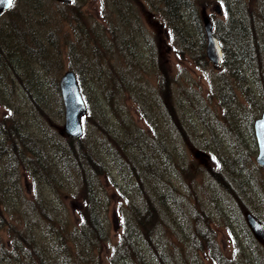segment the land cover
I'll return each instance as SVG.
<instances>
[{"label": "bare ground", "instance_id": "obj_1", "mask_svg": "<svg viewBox=\"0 0 264 264\" xmlns=\"http://www.w3.org/2000/svg\"><path fill=\"white\" fill-rule=\"evenodd\" d=\"M47 1L52 3L50 0H23V3L15 6L14 2L9 8L0 13V52L3 55L7 48L4 43L9 46L8 43L11 40L15 41V39H12V35L20 36V34L25 33V37L21 36L18 41L12 43V47L16 50V53L14 51L13 68L11 69L7 65L5 68H1L0 64V98H3L9 104L11 114L4 131L1 129L3 127L0 128L1 203L9 208L19 205L28 213L33 228L37 227L36 221L41 219L42 213L36 211L35 205L24 203L21 199L16 173L20 170L19 164L23 158L20 161H18L20 157L15 159L16 152L19 154L27 149L34 152V155H32L34 157L27 160V165L37 177L36 204L41 206L42 212L46 217H49L48 219H53L54 213L59 209L57 200L59 184L68 186L72 191L77 190L81 185V180L77 176H79L78 172L80 171L84 173V167L80 166V171L73 168L66 158V155L72 157L69 154L71 150L85 160L90 168L92 165L93 168L103 170L108 167L107 162L112 161L123 168L124 171L130 172L133 177H136V164L134 165L133 162L134 159L139 161L142 154H154L157 150L178 151L177 156L183 162L185 154L182 144L186 142L188 136L193 135L194 139L201 141L199 144L206 146V143H208L219 150L218 165L220 168L209 175L211 177L209 180L211 183L210 189L217 197V202L227 210L225 214L232 216V212L236 214L242 208L264 207V195L257 192H253L247 197L241 193L245 199L240 203L235 202V198L238 199L239 193L244 190L238 188L248 186L247 180L249 179L243 170L244 156L235 149L234 145H237V143L224 138L223 134L227 130L223 128L222 124H225V127H230L226 125V122L229 121L227 116L219 119L221 125H217L208 117L202 118L204 124L209 128L211 136L201 137L193 134L195 133V122L190 118L189 106L191 107L196 101V93L191 91L193 99L188 95L187 98L184 97L186 101L182 99V102H177L173 99V101H167V103H160L157 108L147 104V95L145 94L142 104L146 115L149 116L150 121H153L151 126L152 131L155 133V138H153L130 124L119 103L118 92L116 93V91L110 89L107 93L101 85L102 81L105 80V76L98 59L105 54L107 55L113 49V45L119 46L118 41L131 58L138 57L145 66L150 68L159 65L155 44L138 35L136 28L133 27L136 18L133 10L129 7L130 0H105V4H103V9L105 5V11L108 12V23L110 24L107 33L114 35L113 41L104 42L97 36V38L95 36L92 38L93 35L80 28L77 39L83 44L82 48L77 45L76 40L68 39L65 42V45H73L74 61L78 62L79 67L82 66L81 72L87 88L85 93L93 122L92 129L89 126L87 133L84 135L85 142L75 139L74 142L68 144L69 149L65 154L64 148L59 145L58 137L45 134V130H47L46 119L51 118L52 114L62 113L63 105L59 84L57 85L56 76L53 73L55 68L53 67L54 59L52 56L53 46L60 44L55 34L57 35V27L61 25L62 19L56 17L48 9L42 8L40 3H43V7H45ZM222 1L228 6V13L231 17L240 18L244 16L245 18L242 29L247 37L244 38L242 44H239L231 35L230 24L226 23L225 20L216 26L224 44L222 47L219 41L222 69L218 74L219 83H217L216 88L225 101L226 107L228 106V111L236 116L238 123L235 125L242 129L254 118H258L262 110L259 115V107L254 109V112L249 110L244 113L238 106H234L232 94L235 91L233 85L235 80L232 79V73L237 74L235 81L237 88L245 89L244 91H247V94L254 100L259 97V101L262 98L264 93L260 90V86L250 87L249 82L251 78L255 77L260 84L263 82L264 87V15L260 14V9H252L247 0ZM192 2L191 4L190 0H161L160 11L164 18H167L168 15L170 19H173L175 13L182 16L181 25L183 26L179 25L174 29L178 48L180 51L193 53V57L199 63L205 65L207 62L205 60L207 58L206 38H204L198 19V10L200 17L202 16V10L200 11L201 7L198 0H192ZM24 3L30 5L22 10ZM57 3L63 4L62 2ZM258 3L264 5V0H259ZM70 4H72L71 9L69 8L70 11L74 12L75 15H79V10L85 4V0H71ZM96 32L98 35L100 32L106 36V33L101 29L96 28ZM88 43H90L89 46ZM130 77V73L126 71L117 73L116 81L120 90L127 87V85L137 86V78L134 81L132 80L134 78L131 79ZM169 82L171 81H164L161 88L163 94H167ZM104 94L106 95L104 96ZM163 98L167 99L166 96H163ZM230 117L233 119L231 114ZM12 128L18 129L17 131L23 130L29 141L24 137L16 136V133L12 136L5 131ZM4 132L8 136L4 135ZM214 132L216 137L212 138ZM93 134L99 136H96L97 140L94 139ZM20 135L22 134L20 133ZM218 135L223 139L220 140ZM46 139L51 142L59 158H50V154L48 156L46 150L52 151V148ZM217 142L226 145H220ZM226 149H229L228 155L225 153ZM97 153L100 154L90 155ZM137 167L140 169V166ZM124 171L122 173L123 177L127 182L132 181L131 175H125ZM161 172L163 173V179H167L168 175L164 168H161ZM83 179L91 183V177ZM124 187L129 192L130 198L140 205H144L147 198H149L156 219L154 224H157L158 221L161 224H166L169 220L185 223L186 214L183 211L180 212L177 207V205L179 206L178 203H169L163 211L154 195L150 193L147 195L143 191L133 192L132 187L126 185ZM222 193L227 194L234 204L231 205L220 200L219 197ZM92 205L95 207V213L99 214L103 200L97 192L92 194ZM186 205L188 204L186 203ZM217 209L221 208L217 207ZM221 210L223 211V209ZM205 211L220 218L219 211L216 213L210 208ZM92 213L97 217L93 210ZM100 213H102V210ZM230 222L236 223L235 220ZM99 223L103 226L100 219ZM141 230L142 226L139 223L130 221L129 231L132 236H135L133 234ZM182 231L186 232L185 230ZM159 246L160 243L155 241L152 252L157 251L156 247L158 252H162ZM198 247L200 246L198 245ZM129 251L128 245L124 246L119 255H127L126 253ZM141 253L146 255L143 251ZM247 255H255V251H249Z\"/></svg>", "mask_w": 264, "mask_h": 264}, {"label": "trees", "instance_id": "obj_2", "mask_svg": "<svg viewBox=\"0 0 264 264\" xmlns=\"http://www.w3.org/2000/svg\"><path fill=\"white\" fill-rule=\"evenodd\" d=\"M50 1L53 2V0ZM190 2L191 4L193 3L192 0H190ZM28 5L30 4L27 3L26 5V3H24L22 10ZM60 5L69 7L70 9L72 6V4L70 5V3ZM129 7L133 10L136 18L134 24L136 26L137 34L146 38V32L143 28V25L141 24V22H139L140 17L136 10L134 0L129 1ZM81 16L82 13H80V15H76V19L73 18L72 20L76 23L78 22L79 18L81 19ZM66 17L68 18L67 15H65L64 18ZM198 19L205 38L199 10ZM165 20L173 32L174 29L177 28V26H183L181 25L182 16L179 13H175L173 19H170L167 15V18H165ZM223 20H225L226 23L230 24L231 35L239 44H242L244 42V38L247 37V35L243 33L242 29V24L245 23L244 16L240 18L231 17L228 13V6L225 4V18H212L213 33L220 41L222 47L224 44L216 26ZM78 23L80 25V28L87 30L84 23ZM87 32L92 35V33H90L89 31ZM93 34L102 39L104 42L108 41L106 40L109 35L107 32L106 36H104L100 32L98 35L95 29ZM21 36L25 37V33L20 34V36L12 35V39L18 41ZM14 37H16L17 40ZM15 41L11 40L8 43L9 46L7 45V43H4V46H6L7 48L4 51V55L0 52L1 68H5L6 65L11 69L13 68V62L15 61L13 57L14 51L16 53V50L14 47H12V43H14ZM118 43L119 46H115V49L119 54L120 52L123 53V55L127 58V64L126 66L122 67H112L108 66L105 63H100L102 72L105 76V82L102 81L101 85L104 87L107 93L110 89H112L113 91H116V93L118 92L119 96H123L126 94L124 91L126 90L131 99L137 102L138 111L143 116H146V112L142 102L143 97H145V94H147L148 91V96L151 97L150 103L148 102L149 100L147 98V104L149 105L154 106V103L163 104L164 102L167 103V101H173V98H171L169 95L170 91L167 90V94H163L164 92L161 90L164 81L171 80H168L166 78V76L168 77V74L166 71L165 73L163 72L164 70L159 62L158 64L161 68L157 67L160 68L159 70H157V73L160 76L158 77L157 84L151 88L142 80V77L147 70L150 69L154 71V69L147 66L141 67L139 63L140 59L138 57L131 58L130 56H128L121 43L119 41ZM52 50L54 61L57 63L61 62L59 45L56 44L55 46H53ZM112 51L113 49L111 50V52ZM74 54L75 53L73 45H67V55L70 58L71 63L74 62ZM193 59L197 64L201 65L195 57ZM98 62H100V60ZM81 68L82 66L80 65V67H75L74 70L76 72L82 94L87 100V95L85 93V90L83 89L84 80ZM121 71L130 73V78H134L132 79L134 81L137 78V86L127 85V87L120 90V88H118L116 76L117 73ZM232 76V79L236 81L237 74H235L234 72L232 73ZM249 86L253 88L260 86V90L264 93L263 82L260 84L255 77L251 78ZM239 89L241 90L242 94L247 97V100L249 102L252 98L247 94V91H244L245 89L242 88ZM105 95L106 94H104V96ZM233 95L234 92L232 96ZM163 96H166L167 99H164ZM258 99L259 97L257 99L255 98L256 101H258ZM152 101L153 104H151ZM260 101H262L263 108L264 94ZM250 104L253 105V103ZM8 105L9 104L3 98H0V106H3L5 110V114L0 117V128L3 127L1 128L3 131L4 127L8 125L9 119L11 117L10 108L8 107ZM87 107L88 112L85 116L88 117L90 116L88 102ZM61 111L63 112V108L61 109ZM46 122L47 130H45V134L51 137L52 135L57 136L59 139V145L64 148L66 154L67 150L69 149L68 144L74 142L75 139L62 136L59 133L58 129L56 130V124L54 120L50 121V118H48L46 119ZM84 126V130L86 131H84L83 135L87 133L89 127V122L87 120H84ZM248 128L255 142L251 121L248 123ZM234 129H236L237 133L239 132L237 127H235ZM17 130L18 129L16 128H12L5 131L9 132L12 136H14L16 133V136L24 137L28 140V138L26 137V133H24L23 130ZM20 133L22 135H20ZM4 135H6L5 132ZM84 137L85 136H81L76 139L85 142ZM12 140L14 141L13 138ZM51 141L53 142V140ZM47 143L52 148V151L46 150L48 156L50 154V158H59V155L51 145V142H48L47 140ZM255 150L256 148L253 149V151ZM178 153V151L168 152L157 150L154 152V154L140 155L141 159L139 161H135L134 157L132 156V158L134 159L133 163L134 165L136 164V172L134 171L136 177H133L127 170L124 171V174L127 176L131 175L132 181L129 182L133 192L143 191L147 195L148 193L154 195L155 198L159 201L161 210L164 211L165 206L169 203H178L179 206L177 205V207L180 212L183 211L186 214V225L185 223H177L170 220L166 224H160L164 231H166V229H169L172 234V238L168 236L169 238L166 239L167 236H165V232L160 230L158 228L159 226L154 224V221L156 219L152 209V202L149 200V198H147V201H145L144 205H140L134 202L130 198L129 192L124 189L126 192L125 199L129 204V211L131 213V216L126 217L122 234L120 235L118 243L115 245L112 255L108 257L107 264H195L201 261L200 254L205 252L210 255V258L213 259V261H215L217 264H226L228 262L227 258L218 250V246L214 241V233L210 228L209 220L203 218L201 221L200 218L202 217V211L198 212L199 209L193 205H186V199L183 197V192L179 187V184L182 181V175L186 177L188 176L184 173L185 169L183 166V162L182 160H179L177 156ZM69 154L72 157L70 158L66 155V158L71 163L73 168L76 171H80V166L84 167V173H82L81 171L78 172L79 176L77 177L81 180V185L75 191H72L71 188L66 185L59 184V193L57 195V200L59 201V209L56 211V214L61 220H56L54 218L48 219L49 217H46L42 212L41 206L36 204L37 177L34 174V171L31 170L27 165V160L34 157L32 156L34 155V152L31 149H27L19 154H17L16 152L15 159L20 157L18 160L20 161L23 158L21 160V163L19 164L20 170L16 173L18 186L19 184H21V170H24L25 173L23 177H29L32 188H35V194L27 202L24 203L35 205L36 211L41 212L42 215L41 219H38V221H36L38 225H35L37 227L33 228V224H30V217L28 213L19 205L9 208L4 203L0 202V264H99V259L96 255L95 249L100 243L108 240L109 232L106 228V223L100 213L103 209V205L99 210L100 215L95 213V207L92 205V194L95 192L99 193L104 204L106 190L102 184V178L106 176L107 168L100 170L93 168V166L91 165V169L89 164L86 163L85 160L77 156L72 150ZM90 155L96 156L99 155V153ZM137 166H140V169H138ZM86 167L87 169H85ZM218 167L220 168L219 165ZM161 168H164L167 172V179H163L164 177L163 173L161 172ZM254 168L255 166H253L252 163L244 157L243 170L249 180H247L248 186L238 188L244 189L239 193V197L236 201L238 203L242 202L245 197L253 192L264 195V177L258 178L257 176H255L253 172ZM85 177H91V183L84 180L83 178ZM113 180L116 179L113 178ZM113 184L116 185V183ZM241 193L245 197H243ZM70 196H72L80 204V210L78 211L80 222H78L77 224L74 223L72 225H70L68 221H64V218L69 217V211L64 204V199ZM60 203L62 204V206L60 205ZM62 207L66 209L67 213ZM92 210L98 218L95 217V215L92 213ZM249 211L256 214L255 208L253 207L245 209L244 214ZM12 212L16 213L19 218L14 222L11 221L12 219H8L6 216V214L13 215ZM232 213V216L227 214L225 215V217L223 218L224 222L222 221L223 224L229 229L235 240H238V234L234 230L235 226L239 227L240 234H243L245 236L244 240H247L248 235L250 237L251 233L249 232L246 224L243 221V210L241 209L240 212L236 214ZM258 217L263 220V217L259 214ZM99 219L102 222L103 226L100 225ZM233 220H235L237 224L234 225V223L230 222ZM130 221H135L136 223H139L140 226H142V230L140 232H136L135 234H133L135 236H132V233L129 231ZM215 222L216 224L220 223L217 221ZM182 230H185L186 232ZM1 231H5V237H3ZM155 241H158L160 243L159 249L162 252H158L157 247V251L154 253L152 252V247L155 244ZM246 242L248 243V241ZM127 245L130 250L128 253H126L127 255H119V253H121L120 251L124 248V246ZM198 245L200 247H198ZM248 247L249 249L244 245V243H242V249L240 250L242 258L238 261V263L236 261V264H254L255 255H246L247 252L253 250L252 246L249 245ZM141 251H143L146 255H142ZM245 255L247 257L253 256V258L248 260Z\"/></svg>", "mask_w": 264, "mask_h": 264}, {"label": "rangeland", "instance_id": "obj_3", "mask_svg": "<svg viewBox=\"0 0 264 264\" xmlns=\"http://www.w3.org/2000/svg\"><path fill=\"white\" fill-rule=\"evenodd\" d=\"M198 1L201 7V9L199 8L200 11H205V13L208 16L210 15L211 18H225V4L222 0ZM247 1L252 9H260V14L264 15L263 3H258L259 0ZM14 2L13 3L15 6H19L21 3H23V0H14ZM48 2L49 1L45 2V7H43V3H40L42 8L48 9L56 17L62 16V23L57 27V35L55 34V36L57 37L56 39H58L60 43L59 47L61 62H53V67L55 68L53 73L56 76V80L59 81L60 76L65 70H74V68L78 66L77 61L71 63V60L67 55V45H65V42L69 39L74 41L76 40L77 45L81 46V48L83 47V44L77 39L78 33L80 31V25L78 22H80L81 24H85V28L87 29V31L92 33V38H94V36L96 37V35L93 34L96 28L101 29L106 33L108 27H110V24L108 23V12L105 11V5L103 9L105 0H85V4H83L81 6V9L79 10V12L82 13L81 19L79 18L78 22L76 23L72 20L73 18L76 19V15L74 12L70 11L69 7H64L54 1L52 3ZM216 3H218L222 9V12L220 14H218L214 10V6L216 5ZM134 4L140 17L139 22H141L146 32V38L150 42H153L155 44V47L157 49L158 62L162 66L164 70L163 72H167L168 77L166 76V78L168 80H171V82H169L170 85L168 88V91H170V97L177 102H182V99L183 101H186L184 100V97L187 98L188 95L193 99L191 91H193V93H196V101L193 100V105L191 107L189 106L191 113L190 118L195 122V133L193 134H197L201 137L211 136V132L208 126L204 124L202 118L208 117V119L210 118L217 125H221L222 123L219 122V119L223 118V116H227L229 121L226 122V125H229L230 127H225V124H222L223 128L227 130V132L223 134L224 138L237 143V145H234L236 151L241 153L249 162L252 163L253 166H255V168L253 169L255 176H257L258 178L264 177V166H258V164L255 163L256 150L253 151V149L256 148V145L249 131L248 123L244 128L242 127V129L235 125L236 123H238L236 116L228 111V106L226 107L225 101L217 91L216 86L217 83H219L218 74L222 69L221 64L218 68H215L214 65L206 58V56H204L207 61L206 64L203 65L200 62L201 65H199L193 59V53L179 50L178 43L175 40V34L170 29V26L168 25L160 11L161 0H134ZM65 15H67L68 18H64ZM133 27L136 28L135 24L133 25ZM113 37L114 36L110 34L108 36V41H113ZM89 44L90 43H88V46ZM115 46L116 45H113L112 52L109 51L107 55L105 54L101 56L98 61L100 60V63H105L108 66L112 67L126 66L127 58L123 55V53L120 52L119 54L116 51ZM139 63L141 67L145 66L142 61H140ZM160 65H158V67H160ZM152 68L154 69V71L149 69L143 74L142 77V80L151 88L157 84L158 77L160 76L157 73V70H159L161 67L157 68L156 66H154ZM233 85L235 87L232 101L234 106H238L243 110L244 113H247V111L249 110L250 112H254L253 110L259 107V115L262 110V101L251 99L248 102L247 97H245L242 94L241 90L236 87L235 81H233ZM83 89L85 90V92H87L85 84ZM124 91L126 94L123 96H119V103L122 106L128 121L132 126L141 129L150 137L155 138V133L151 129L153 121H150L148 115L143 116L138 111L137 102L131 99L126 90ZM148 93L146 95L149 100L148 102L150 103L151 97L148 96ZM250 103H253V105H251ZM151 104H153V101ZM154 106L157 108L159 106V103H154ZM4 114L5 110L3 106H0V117ZM230 114L233 116V119L232 117H230ZM51 120H54L56 124V130L59 129L64 120V112H62V114H52L50 121ZM84 120H87L89 122V126L92 129L93 122L91 116H85L83 118V126ZM235 127L238 128V133L236 129H234ZM93 136L94 139L97 140L96 136L98 135L95 136V134H93ZM188 137L189 138L186 140V142L182 144L185 154L183 160V166L185 169L184 173L188 177L182 175V181L179 184V187L183 192V197L187 200V202H185L198 208V212L202 211L201 220L203 218L209 220L210 228L214 233V241L218 246V250L228 260L226 264H236V261L238 263V261L241 260L242 255L240 253V250L242 249V243H244V245L248 249L249 245L252 246L253 251H255L254 264H264V242L262 240L255 239L251 231L249 230L245 220V209L242 208L243 221L246 224L247 229L251 233L250 237L248 235L247 240H244L245 236L243 234H240V229L236 226L234 230L238 234V240H235L229 229L223 224V218L225 217V213H227V210H225L223 208L224 206L222 207V205L217 202V197L210 189L211 183L209 180L211 178L209 175L212 174L213 171L219 170V150L208 143H206V146L199 144L201 141L194 139L193 135H191V137ZM215 137L216 133L214 132L212 138ZM219 137L220 140L223 139L221 136ZM217 143H220V145H226L222 144L221 142ZM228 152L229 149H226L225 153L227 155L229 154ZM107 163V174L102 178V184L106 190V196L104 199L101 215L106 223V228L109 234L108 240L100 243L95 249L96 255L99 259V264H107L108 257L112 255L115 245L118 243L120 235L122 234L126 217L131 216V213L129 211V204L125 199L126 192L124 190V185H131L123 177L122 173L124 169L117 166L112 161H108ZM24 173L25 171L21 170V184H19L18 187L20 189L22 201L27 202L35 194V188H32L29 177H23ZM113 178L116 180H113ZM113 183H116V185H114ZM219 198L222 201H226L228 204H234L231 198L225 193H222ZM236 201L237 197L235 198V202ZM64 204L69 211V217L64 218V221H68L70 225L80 222L78 212L80 210L79 202H77L72 196H70L64 199ZM60 205L62 206L61 203ZM217 207L223 209V211L225 212H223L221 209L216 210ZM62 208L66 211L64 207ZM209 208L216 213L219 211L220 218L212 216L209 212L205 211ZM255 211L256 215L258 216L259 214L260 216H262L264 221V207L255 208ZM12 213L13 215L6 214V216L8 219H12L11 221L14 222L19 218L16 213ZM54 219L61 220L56 213H54ZM215 221L220 223L216 224ZM160 224L161 223L158 221L156 225L159 226L158 228L160 230L164 231ZM235 224L237 223H234V225ZM164 232L165 236H167L166 239H168L169 237L172 238V234L169 229H166V231ZM1 234L3 235V237L6 236L5 231H1ZM246 241H248V243ZM247 258L249 260L252 259L253 256ZM200 259L201 261L195 264H217L215 261H213V259L210 258V255H208L206 252L200 254Z\"/></svg>", "mask_w": 264, "mask_h": 264}, {"label": "water", "instance_id": "obj_4", "mask_svg": "<svg viewBox=\"0 0 264 264\" xmlns=\"http://www.w3.org/2000/svg\"><path fill=\"white\" fill-rule=\"evenodd\" d=\"M56 1L69 3L71 0ZM9 7L7 0H0V13ZM215 9L220 11L218 4L215 5ZM202 18L206 34V55L209 60L217 65L221 59V49L217 38L212 33V24L204 12ZM58 84L64 109V122L59 132L67 137L77 138L82 133L81 117L87 112V108L75 72L66 70L61 75ZM253 129L257 145L255 161L258 165L264 166V110L261 116L254 121ZM246 221L253 234L264 240V224L252 213L246 214Z\"/></svg>", "mask_w": 264, "mask_h": 264}, {"label": "snow or ice", "instance_id": "obj_5", "mask_svg": "<svg viewBox=\"0 0 264 264\" xmlns=\"http://www.w3.org/2000/svg\"><path fill=\"white\" fill-rule=\"evenodd\" d=\"M12 3H13V0H7V4H8L9 6H11Z\"/></svg>", "mask_w": 264, "mask_h": 264}]
</instances>
